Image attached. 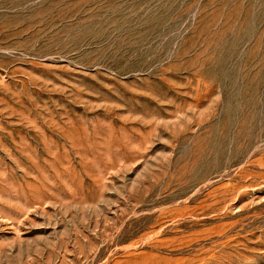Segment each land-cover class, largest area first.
<instances>
[{"label": "rangeland", "instance_id": "rangeland-1", "mask_svg": "<svg viewBox=\"0 0 264 264\" xmlns=\"http://www.w3.org/2000/svg\"><path fill=\"white\" fill-rule=\"evenodd\" d=\"M0 264H264V0H0Z\"/></svg>", "mask_w": 264, "mask_h": 264}]
</instances>
